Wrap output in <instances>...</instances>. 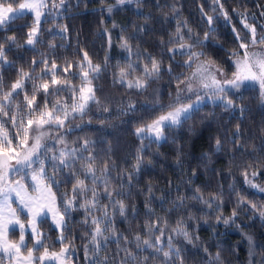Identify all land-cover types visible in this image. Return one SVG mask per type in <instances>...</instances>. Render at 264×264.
I'll list each match as a JSON object with an SVG mask.
<instances>
[{"label": "trees", "instance_id": "trees-1", "mask_svg": "<svg viewBox=\"0 0 264 264\" xmlns=\"http://www.w3.org/2000/svg\"><path fill=\"white\" fill-rule=\"evenodd\" d=\"M53 2L59 4V0H48L49 8L45 11L56 15L42 17L39 43L35 46L25 43L33 23L30 14L10 23L6 29H0V42L15 35L21 45L18 47L10 42V46L5 45L8 63L0 61V80L8 90L21 69L28 71L34 59L45 58L49 66L53 60L58 64L63 77L65 63L78 65L83 59V51L88 53L93 65H100L101 71L93 74L97 78L92 84L100 103H91L83 119L69 117L71 131L66 139L70 146L73 141L82 144L85 138L91 142L89 151L95 156L98 174L105 163L112 166L110 184L119 189L116 198L126 205L125 217L119 215L118 207L115 215L111 206L108 209L121 236L120 245L124 244L123 236L131 240L136 232L144 233L145 223L150 220H166L170 231L178 220L183 219L194 238L192 244L183 237L174 238L183 249L185 264H206L205 248L213 256L220 252L223 264H262L264 220L248 204L237 207L240 196L264 205V192L250 187L242 175L248 169L249 178H252L251 171L256 170L255 182L264 187V101L259 89L246 86L239 92H232L230 98L235 105L232 108L226 109L219 102L202 103L184 123L167 130L165 139L160 142H142L135 136L134 129L156 118L161 107L167 109L177 89V78H183L191 71L185 66L186 56L179 51L175 54L169 51V48H178L170 43L178 26L187 25L182 27V33L187 36L191 29L193 39L199 37L202 41L205 32H209L204 47L195 50L204 53L201 59L215 61L231 75V53L240 51V40H251V32L241 19L246 18V22L256 28L258 38L264 34V0H220L229 20L214 0H139V3L125 5H118L116 0H65L58 11L52 8ZM109 6H112L111 13L107 11ZM209 16L212 17L211 24L208 23ZM62 27L67 30L62 31ZM122 36L128 38L131 53L122 47ZM147 56L160 62L159 78H153L141 90L117 82L119 71L127 68L129 63L138 69L129 75V79L134 80L143 71L145 63L150 65V60L145 59ZM41 67L42 64L33 75H38ZM71 73L76 74L73 83L78 85L79 68L74 67ZM27 90L31 94L32 82H28ZM70 96V92L66 93L61 97L62 102L68 98L71 103ZM23 99L21 92V103ZM51 99L55 103L56 98ZM38 102L43 103L42 90ZM8 127H11L10 122ZM217 139L222 142L220 151L216 149ZM138 150L142 157L139 170L134 167ZM75 168L79 170L80 164L77 163ZM48 175H53L51 167ZM58 182L59 187L53 191L57 192L58 204L62 206L64 195H70L73 186L69 170L65 169L59 175ZM98 191L101 192V204H107L108 200L102 195L103 184ZM196 195H203L205 199L216 195L214 204L217 208L209 209L192 199ZM149 200L151 212L145 208ZM234 209L237 212L234 223L217 222L219 215L232 217ZM84 220V209L77 206V210H70L65 234L74 241V264H86L84 246L89 237L85 233L91 231V217H88L89 225H85ZM40 230L48 237V243L55 244L58 250L60 231L48 218L40 225ZM18 232L16 229L11 238L18 239ZM26 239L31 246L29 234ZM164 240L166 243L167 233ZM117 250L116 240L110 239L107 253L111 256ZM103 255L105 253L101 252ZM148 264L154 262L149 260Z\"/></svg>", "mask_w": 264, "mask_h": 264}, {"label": "snow or ice", "instance_id": "snow-or-ice-1", "mask_svg": "<svg viewBox=\"0 0 264 264\" xmlns=\"http://www.w3.org/2000/svg\"><path fill=\"white\" fill-rule=\"evenodd\" d=\"M133 2L139 3V0H116L118 5ZM64 3L65 0H59V4L53 2L52 8L58 11ZM214 3L220 5V11L225 19L229 20L220 0H214ZM48 8V0H0V29H6L10 23L31 14L33 23L28 29L25 43L35 46L39 43L42 17L56 15L51 11L46 12ZM107 11L111 13L112 6H109ZM208 23H212L211 16L208 17ZM241 23L251 32V40H240L237 35L240 40L239 48L243 51L234 50L229 57L234 65L230 78L225 69L215 61H201L204 53L195 50L204 47V41L209 39V32H205L202 41L199 37L193 39L191 29L188 30L187 36L182 33V27L187 25L177 27L170 43L178 45V48H169V51L173 54L179 51L181 55L186 56L185 66L191 71L183 78H177L175 98L167 109L161 107L156 118L136 128V135L142 142L147 140L152 143L165 139V132L189 119L205 97L213 102L220 101L226 109L232 108L235 106L234 100L230 98L232 91L239 92L251 83L259 86L260 97L264 101V34L258 38L256 28L249 25L246 18H242ZM61 30L67 29L62 27ZM233 31L236 29L233 28ZM9 42L21 46L15 35L7 36L4 42H0V61L4 63H8L5 45ZM121 44L131 53L128 38L122 36ZM145 59L150 60V65L145 63L143 71L134 80L129 79V75L136 73L138 69L129 63L127 68L119 71L117 82L126 83L128 88L141 90L148 86L150 80L159 78L160 62L151 56ZM41 64L43 67L40 68L39 74L33 75ZM74 67L79 68L78 85L73 83L77 79L76 74H69ZM100 71V65H93L88 53L83 51V59L78 65L65 63L63 77L60 75L58 64L53 60L49 66V61L45 58L41 61L34 59L28 71L21 69L18 78L11 83L8 90L0 80V264H74V241L65 233L70 210H77V206L85 211V225H89L88 217H91V231L85 233L89 237L88 244L84 246L86 264H148L149 260L154 264H185L183 249L176 244L174 238L183 237L189 244L194 242V238L187 231L183 219L178 220L170 231L166 220H150L145 223L144 233L136 232L131 240L125 235L122 237L124 244L120 245L121 236L109 216L108 209L111 206L115 215L118 207L119 215L125 217L126 205L122 199L116 198L119 189L110 184L112 166L105 163L98 174L95 156L89 151L91 142L85 138L82 144L73 141L70 146L66 139L67 133L71 131L69 117L75 119L79 116L83 119L91 103H100L92 87L93 80L97 78L93 74H99ZM28 82H32L31 94L27 90ZM41 90L42 104L38 102ZM21 92L24 93L23 103L19 100ZM69 92L71 103H68V98L62 102L61 97ZM53 97L56 98L55 103L52 102ZM104 111L108 109L104 108ZM9 122L11 127H8ZM57 145L60 147L57 148ZM221 148L222 142L217 139V151ZM85 152L88 153L87 156L84 155ZM139 153L140 150L134 165L137 170L142 160ZM77 163L80 164L79 170L75 168ZM49 167L53 173L51 176L48 175ZM65 169L69 170L73 177V186L71 194L64 195L61 206L58 204V194L53 189L59 187L58 177ZM242 175L250 187L264 192V187L255 182L254 178L258 175L256 170L251 171L252 178H249L248 169H245ZM15 177L19 179H14ZM101 184L103 198L108 200V203L103 205L101 192L98 191ZM197 192L199 193V189ZM13 195L15 201L12 200ZM180 199L183 201L184 198ZM192 199L209 209L217 208L214 204L216 195H211L209 199L196 195ZM13 203L18 207H13ZM240 204H248L253 212L264 220V205L252 203L243 196L239 197L237 207ZM145 208L149 212L152 211L150 200L145 203ZM94 212L100 214L94 215ZM49 215L60 231L58 250L55 244L48 243V237L40 230V225ZM236 215L234 209L232 217L219 215L216 219L217 222L228 225L235 222L233 218ZM17 227L19 238L12 239L11 235ZM29 231L31 246L26 239ZM110 239L116 240L118 249L111 256L107 253ZM248 239L251 245L252 240L250 237ZM101 252L105 255L101 256ZM145 252H148V255H144ZM204 252L208 257L206 264H223L220 252L214 256L207 248Z\"/></svg>", "mask_w": 264, "mask_h": 264}, {"label": "rangeland", "instance_id": "rangeland-1", "mask_svg": "<svg viewBox=\"0 0 264 264\" xmlns=\"http://www.w3.org/2000/svg\"><path fill=\"white\" fill-rule=\"evenodd\" d=\"M31 15V14H30ZM251 50V49H250ZM243 50H241L240 49V52H242ZM201 61H207V60H203V59H201ZM230 62H231V64H232V66H233V71H234V65H233V62H232V60H230ZM86 66V65H85ZM188 74H190V72L188 73ZM229 76V78L231 77V75H228ZM127 85V84H126ZM246 86H254V87H256L257 89H259V86L258 85H254V84H251V83H248ZM246 86H244V87H246ZM181 87H183V85H181ZM243 87V88H244ZM176 91H177V89H176ZM176 91H175V93H174V95H173V99H172V101L174 100V98H175V94H176ZM260 91V90H259ZM232 92H236V91H232ZM195 97H193V99H194ZM171 101V102H172ZM204 102H212V103H214L212 100H209L207 97H205L204 98V100H203V102L202 103H204ZM216 102H219V103H221L220 101H216ZM215 102V103H216ZM202 103H200L199 105H201ZM199 105H197V106H199ZM134 134H135V136L137 137V135H136V128L134 129ZM160 142V141H159ZM48 143H52V141H48ZM57 148H59L60 146L59 145H57L56 146ZM30 183H31V181H30V179L28 180ZM254 189V188H253ZM254 190H257V189H254ZM258 191V190H257ZM256 191V192H257ZM12 200L13 201H15V196L13 195V197H12ZM13 205H16L17 207H18V205L17 204H15V203H13ZM25 215H26V213H25ZM48 219H49V221L52 223V226L53 225H55L54 223H53V221H52V218H51V216L49 215L48 217H47ZM54 227V226H53ZM17 230H19L18 228H16ZM58 231V230H57ZM19 233V232H18ZM29 235H30V231H29V233H28Z\"/></svg>", "mask_w": 264, "mask_h": 264}, {"label": "crops", "instance_id": "crops-1", "mask_svg": "<svg viewBox=\"0 0 264 264\" xmlns=\"http://www.w3.org/2000/svg\"><path fill=\"white\" fill-rule=\"evenodd\" d=\"M52 224V223H51ZM54 226V228L56 229V230H58L57 228H56V226L55 225H53ZM18 228V227H17ZM59 231V230H58Z\"/></svg>", "mask_w": 264, "mask_h": 264}]
</instances>
